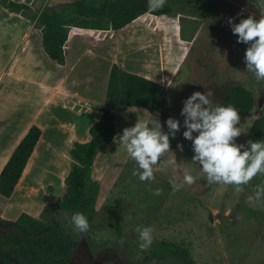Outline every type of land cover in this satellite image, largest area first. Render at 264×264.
Listing matches in <instances>:
<instances>
[{"label": "rangeland", "instance_id": "1", "mask_svg": "<svg viewBox=\"0 0 264 264\" xmlns=\"http://www.w3.org/2000/svg\"><path fill=\"white\" fill-rule=\"evenodd\" d=\"M167 4L173 13L162 16L157 28L154 18L143 16L140 24L121 32L111 44L116 65L162 82L165 90L153 113L128 108L113 114V140L95 153L91 164V179L98 192L94 206L97 211L89 230L81 235L66 227L65 214L70 217L73 213L45 210L41 222L75 245L69 264H185L183 251L192 264H264V200L247 202L262 176L243 186L241 192L233 186L209 184L200 166L192 162L194 152L191 141L182 135L185 129L180 115L183 101L193 92L211 91L213 103L223 104L227 91L241 86L250 91L254 105L247 115H239L241 135L235 142H255L249 128L254 119L264 117V82H257L245 71L247 45L237 43L227 20L233 17V23H238L249 14L259 19L264 15V0H172ZM40 71H44L43 64ZM23 101L7 103L11 104V108L6 107L8 112L22 110L27 106ZM169 117L181 124L175 138L169 137L170 150L181 168L189 169L196 177L195 183L184 184L176 192L170 182L174 177L175 183L183 184V180L181 172L166 164L171 152L154 166V180L142 182L133 175L137 166L119 142L122 130L136 121L157 118L167 133L165 121ZM177 144L183 146V151ZM33 179L38 183L51 178L40 174ZM156 189L162 190L160 195L153 194ZM47 196L50 194L44 193V198ZM34 199H21L19 194L9 201L0 197V217L19 215L27 206L35 209L41 201ZM143 226L152 229L153 243L147 250L139 248L135 231ZM0 251L10 256L13 264H31L28 258L1 245ZM40 260L51 264L44 255Z\"/></svg>", "mask_w": 264, "mask_h": 264}, {"label": "crops", "instance_id": "2", "mask_svg": "<svg viewBox=\"0 0 264 264\" xmlns=\"http://www.w3.org/2000/svg\"><path fill=\"white\" fill-rule=\"evenodd\" d=\"M75 1L0 0V170L30 127L40 131L11 196L3 199L9 201L16 194L21 199L35 197L41 201L36 208L27 206L19 213L39 221L45 220V210L53 209L49 205L64 192V178L72 163V143L89 140L88 128L98 120L97 111L104 106L109 69L117 62L116 56L111 55L112 42L121 32L140 24L143 16L154 18L156 28L162 17L145 14L115 32L70 28L63 44L64 64L57 66L41 50L35 19L45 8ZM42 64L44 71H40ZM23 66H29L28 72ZM118 66L126 70L121 64ZM149 80L162 86L160 81ZM23 98L26 107L8 112L6 107L11 108ZM40 174L51 179L37 183L33 178ZM44 193L50 196L44 198ZM19 215L0 217V223L14 221Z\"/></svg>", "mask_w": 264, "mask_h": 264}, {"label": "trees", "instance_id": "3", "mask_svg": "<svg viewBox=\"0 0 264 264\" xmlns=\"http://www.w3.org/2000/svg\"><path fill=\"white\" fill-rule=\"evenodd\" d=\"M170 1L166 0L164 6L155 11L149 8L148 0H77L45 8L35 19V28L41 35V50L55 65L62 66L63 44L70 28L115 32L145 14L154 17L172 15L173 9L167 4ZM164 90L152 80L125 72L116 64L111 65L104 106L97 111L98 120L88 128L89 140L72 143L69 149L72 163L64 178V192L49 205L50 208L58 212L83 213L90 225L98 192L97 184L91 179V164L95 153L113 140V112L141 108L153 113L163 99ZM223 104L236 107L239 115L245 116L252 110L254 101L250 91L234 86L227 91ZM249 131L255 141H264V117L254 119ZM39 135L38 128L30 127L13 149L0 170V197L11 196ZM261 183H264V176ZM0 230V245L28 258L31 264L45 263L40 260L43 255L51 264H68L75 248L72 241L54 232L51 226L26 214H20L14 221H2ZM182 253L185 264H192L188 255ZM0 264H13V260L0 251Z\"/></svg>", "mask_w": 264, "mask_h": 264}, {"label": "clouds", "instance_id": "4", "mask_svg": "<svg viewBox=\"0 0 264 264\" xmlns=\"http://www.w3.org/2000/svg\"><path fill=\"white\" fill-rule=\"evenodd\" d=\"M166 0H148L152 11L164 6ZM238 13V15H241ZM233 17L227 23L237 43L247 45L243 61L246 72L250 73L257 82H264V15L259 19L249 14L247 18L233 23ZM211 91L201 93L193 92L183 101L180 115L183 117V137L191 141L194 155L192 162L198 164L209 184L216 183L233 186L235 191H243V186L248 185L258 175L264 176V141L248 140L245 144H237L236 138L241 135L237 127L240 116L236 107L213 103ZM158 115V114H157ZM168 132L162 131V126L157 118L154 121H139L134 126L126 127L119 135V142L124 146L131 160L137 166L133 175L143 181L154 180V166L157 165L165 153L171 152L166 164L174 171L182 173L183 184L171 183L172 191H179L184 184L195 183L196 177L189 169L181 168L177 163L175 154L170 150V139L175 138L180 131V121L169 117L165 121ZM193 133H196L193 136ZM183 151V146L177 144ZM161 189H156L154 195H160ZM264 200V183L257 184L254 194L248 197L249 204ZM66 227L76 233H85L89 230L88 218L80 212L73 213L70 217L65 214ZM140 241L139 248L147 250L153 243L152 229L150 227H137L135 229ZM121 240L120 244L123 245Z\"/></svg>", "mask_w": 264, "mask_h": 264}, {"label": "flooded vegetation", "instance_id": "5", "mask_svg": "<svg viewBox=\"0 0 264 264\" xmlns=\"http://www.w3.org/2000/svg\"><path fill=\"white\" fill-rule=\"evenodd\" d=\"M2 232V230H0ZM84 233H82L81 235H83ZM70 258V257H69ZM115 263V262H114ZM68 264H69V261H68Z\"/></svg>", "mask_w": 264, "mask_h": 264}]
</instances>
